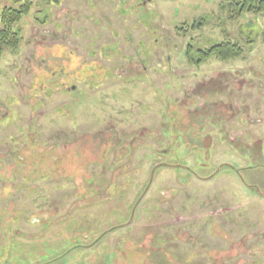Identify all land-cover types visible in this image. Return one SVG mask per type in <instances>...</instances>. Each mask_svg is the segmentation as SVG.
<instances>
[{
  "label": "rangeland",
  "instance_id": "1",
  "mask_svg": "<svg viewBox=\"0 0 264 264\" xmlns=\"http://www.w3.org/2000/svg\"><path fill=\"white\" fill-rule=\"evenodd\" d=\"M223 2L0 0V30L32 6L0 60V264H157L215 232L217 264L264 258V14ZM225 40L242 57L187 56Z\"/></svg>",
  "mask_w": 264,
  "mask_h": 264
},
{
  "label": "trees",
  "instance_id": "2",
  "mask_svg": "<svg viewBox=\"0 0 264 264\" xmlns=\"http://www.w3.org/2000/svg\"><path fill=\"white\" fill-rule=\"evenodd\" d=\"M31 7V4L28 3L17 10L7 8L3 11L1 16L2 29L0 30V60L7 49L15 50L22 42V39L14 30V27L30 13ZM221 8L227 13V18L230 21H237L245 13L256 15L264 14V0H224L221 4ZM205 24L206 21L203 19L199 23H194L191 26V29H202ZM179 30L184 32L188 31L182 27ZM195 49V46H189L187 49V56L192 58L193 53H195L198 60L194 62L197 64H201L210 58H216L220 61L234 60L242 57L244 54V49L240 44L228 40H225L220 44H214L213 46L203 50ZM191 61L193 62L192 59Z\"/></svg>",
  "mask_w": 264,
  "mask_h": 264
},
{
  "label": "crops",
  "instance_id": "3",
  "mask_svg": "<svg viewBox=\"0 0 264 264\" xmlns=\"http://www.w3.org/2000/svg\"><path fill=\"white\" fill-rule=\"evenodd\" d=\"M223 234H225V239L227 238V235L229 236L228 233H223V232H215L213 234H207L206 236H202L201 235H197L196 237H194V239L196 238V245L190 246L189 243H186V245H182V246H178V245H174L172 247H168L167 251L171 252V255H167V258H164V256L162 258H157V264H217V258H215V256L217 255H222L223 251L228 250L227 247H222L219 246V242L215 239H221L223 237ZM242 234V233H241ZM238 234V235H241ZM244 235V234H242ZM253 235V234H251ZM223 237V238H224ZM207 238V239H206ZM204 239V240H203ZM247 239H254V237H250L248 234ZM255 242H257L256 240H254ZM251 241V242H254ZM179 243V242H178ZM185 243V242H183ZM192 244H195L194 241L191 242ZM249 243V242H248ZM259 242H257V244H248V247L251 251L253 252H257L256 251V245H258ZM251 246V247H250ZM253 246V247H252ZM247 247L244 249V253L242 254L241 258H239V264H264V258L261 259L260 253L257 252L256 254L254 253H249L247 251ZM171 250V251H170ZM215 255V256H214ZM259 256H260V260H259ZM224 259V258H223ZM222 258L219 260H223ZM216 260V261H215ZM224 262V261H223ZM225 264V262H224Z\"/></svg>",
  "mask_w": 264,
  "mask_h": 264
},
{
  "label": "flooded vegetation",
  "instance_id": "4",
  "mask_svg": "<svg viewBox=\"0 0 264 264\" xmlns=\"http://www.w3.org/2000/svg\"><path fill=\"white\" fill-rule=\"evenodd\" d=\"M144 3H146V2H144Z\"/></svg>",
  "mask_w": 264,
  "mask_h": 264
}]
</instances>
